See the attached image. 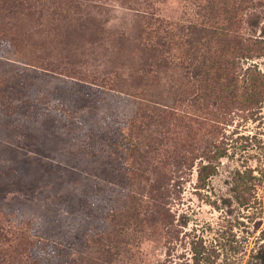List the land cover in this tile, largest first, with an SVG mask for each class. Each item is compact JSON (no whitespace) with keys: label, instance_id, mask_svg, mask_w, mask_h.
<instances>
[{"label":"rangeland","instance_id":"374dc122","mask_svg":"<svg viewBox=\"0 0 264 264\" xmlns=\"http://www.w3.org/2000/svg\"><path fill=\"white\" fill-rule=\"evenodd\" d=\"M245 6L240 33L253 49L236 61L235 103H177L191 120L161 134L159 110L186 84L142 49L138 28L145 16L191 20L190 0H0V91L16 104L0 105L6 260L23 250L21 232L44 240L40 264L89 254L86 236L98 233L116 246L113 264H263L264 0ZM131 117L145 150L165 140L172 155L147 160L123 220L127 185L110 137ZM215 147L205 183L203 159L174 166L180 148L198 157Z\"/></svg>","mask_w":264,"mask_h":264},{"label":"trees","instance_id":"16d2710c","mask_svg":"<svg viewBox=\"0 0 264 264\" xmlns=\"http://www.w3.org/2000/svg\"><path fill=\"white\" fill-rule=\"evenodd\" d=\"M190 2L194 6L191 20L177 22L159 17L142 16L143 25L138 28L137 37L142 49L152 55H158L162 61L177 66L186 84L185 92L180 90L174 95V106L172 103L159 110L160 133L166 122L172 121L173 124L179 125L183 120H186V123L191 120L189 112L178 109L177 103L184 102L196 110L202 109L203 105L209 101L214 104L235 103L236 61L244 58L246 52L253 49L240 33L242 15L248 8L245 6L246 0H190ZM107 82L112 85V82ZM0 84L8 88L2 80ZM7 93L4 90L0 91V105L7 113H11L16 104ZM257 95L259 92L255 91L251 96L257 97ZM134 120L131 117L125 126L118 128L117 132L110 137L112 158L117 164L120 163L119 168L123 171L127 185L123 196L122 210L126 212L123 220L128 219L127 214L135 209L134 198L132 205L130 202L133 194L139 193L138 190L142 185L140 181L144 180L143 173L147 169L145 168L147 160L151 158V155L155 160H159L167 153L172 155L171 150L165 146V140H158V146L151 152L145 150L142 141L137 138L140 132L132 129L139 125ZM216 149L215 147L214 152L210 149L201 150L199 156L195 157L189 156L190 152L185 148H180L181 151H176L173 156L174 166L179 171L181 167L193 163L194 159H203L205 163L198 167L196 180L199 183H205L211 174V164L208 161L221 155ZM113 215L111 214V221ZM112 235H117L116 230L112 231ZM86 237L89 254H77L68 258L64 264L114 263L117 251L110 240L105 241L104 237L98 233ZM29 238L31 237L25 236L23 232L19 233L15 240H23L24 248L17 251L15 261L6 260L4 243L10 248L14 246L8 242L7 233L0 227V264H40L41 256L46 250L44 240L38 237ZM260 259L264 264L262 255Z\"/></svg>","mask_w":264,"mask_h":264}]
</instances>
